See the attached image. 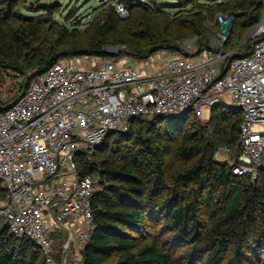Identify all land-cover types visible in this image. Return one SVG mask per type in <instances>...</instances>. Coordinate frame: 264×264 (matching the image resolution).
Returning <instances> with one entry per match:
<instances>
[{
	"label": "built area",
	"instance_id": "built-area-1",
	"mask_svg": "<svg viewBox=\"0 0 264 264\" xmlns=\"http://www.w3.org/2000/svg\"><path fill=\"white\" fill-rule=\"evenodd\" d=\"M114 7L120 18L130 17L123 1ZM218 19L223 32L213 49L194 43L146 59L60 61L0 112V221L16 239L31 240L46 264H84L95 233L96 177L83 176L80 161L92 159L111 131L129 134L133 118L190 109L202 121L206 112L211 120L215 106L236 108L243 114L241 149L231 167L237 176H257L264 165V19L253 32L258 41L241 57L224 51L231 30L227 17ZM224 92L230 106L218 99Z\"/></svg>",
	"mask_w": 264,
	"mask_h": 264
},
{
	"label": "trees",
	"instance_id": "trees-1",
	"mask_svg": "<svg viewBox=\"0 0 264 264\" xmlns=\"http://www.w3.org/2000/svg\"><path fill=\"white\" fill-rule=\"evenodd\" d=\"M121 1L130 12L136 8L132 0ZM19 3L0 0V74L8 69L22 75L24 69L32 70L28 85L53 64L69 57L114 56L105 50L106 34L116 31L123 21L114 6L104 17L103 32L95 33L88 46L77 45L68 52L44 56L42 51L26 45L32 38L27 33L37 30L41 23L24 17L18 11ZM234 9L244 13L242 30L233 47H229L230 36L224 51L235 50V56L241 57L258 41L240 46L245 31L262 21L264 0H235ZM45 10L49 9L38 12ZM22 24L30 27L27 32L15 28ZM209 39L207 45L196 42L198 50L213 49ZM241 47L243 53L239 52ZM180 49L171 43H155L150 48H135L131 56L146 59L159 50ZM9 106L0 105V112ZM242 119V112L236 108L215 106L209 125L189 112L153 120L133 118L127 135L111 131L92 159L80 161L81 174L96 177L92 201L95 233L84 251V264H179L167 248L169 241L151 234L153 222L160 221L173 233L174 240L190 244L193 256L199 258L193 264H249L248 247L255 253L257 264H264V165L252 180L250 174L236 176L229 164L217 163L213 158L218 142L231 144L229 136L238 139L236 151L240 152ZM229 122L232 125L228 129L225 126ZM210 126L215 130L211 137L207 134ZM169 157L194 160L191 168L178 175L171 190L166 186ZM204 207L208 209L207 224L201 220ZM0 264L46 263L31 240L16 239L0 221Z\"/></svg>",
	"mask_w": 264,
	"mask_h": 264
},
{
	"label": "rangeland",
	"instance_id": "rangeland-1",
	"mask_svg": "<svg viewBox=\"0 0 264 264\" xmlns=\"http://www.w3.org/2000/svg\"><path fill=\"white\" fill-rule=\"evenodd\" d=\"M117 1L20 0L17 6L18 11L26 18H33L35 23H41L37 30L33 29L30 34L27 33L32 38L26 45H30L31 49L42 51L44 56L51 53L68 52L72 48H77V45L80 48L88 46L94 39L95 33L103 32L101 27L104 17ZM234 4L235 0H132V6L136 5V8L131 11L129 18L123 19L116 31L106 34L105 38L108 43L105 50L114 56H131V52L135 48H150L155 43L159 45L171 43L180 48H186L198 41H203V44L207 45V39L210 38L209 44L211 45L220 38V34L223 32V24L218 19L221 15L227 17L229 21L231 30V45L229 44V47H233L239 41L237 35L241 32V25L244 21L242 18L244 13L236 11ZM44 8L49 10L38 12ZM255 27L245 31L240 46L246 44L247 41L253 44ZM15 28L27 32L30 27L22 24V26L15 25ZM193 47L197 46L194 44ZM243 47L240 48V53H243ZM82 59L85 58L69 57L66 62L72 63L82 61ZM79 70L85 72V69ZM32 74L33 71L28 69H24L23 75L11 69L2 71L0 74V105H11L14 99L22 95L27 85V79ZM218 99L228 106L232 104V97L227 92L220 94ZM208 118L209 114L206 112L202 122L209 125L210 119ZM231 125L232 123L229 122L225 127L229 129ZM138 127L139 125L135 127V130ZM225 127H222V131ZM214 132V128L210 126L207 134L211 137ZM235 138L234 136L227 137L232 147L226 145L223 140L218 142V148L213 155L217 163H226L231 167V162L240 153L236 151L238 139ZM226 149H230L229 153ZM93 160L99 161L95 158ZM168 161L166 186L171 190L177 183L178 175L191 168L194 160L186 162L176 157H169ZM251 179L255 180L254 177ZM201 220L206 224L209 221L208 209L205 207L202 210ZM153 226L151 234L161 236L163 241H169L167 248L175 262L193 264L199 260L195 255L193 256L194 250L190 244L173 239V233L166 229L163 221L153 222ZM246 256L249 264L258 263V259L250 247L246 251Z\"/></svg>",
	"mask_w": 264,
	"mask_h": 264
},
{
	"label": "water",
	"instance_id": "water-1",
	"mask_svg": "<svg viewBox=\"0 0 264 264\" xmlns=\"http://www.w3.org/2000/svg\"><path fill=\"white\" fill-rule=\"evenodd\" d=\"M264 19V18H263ZM250 53L246 54V55H249ZM227 72V70L223 73V75H225V73ZM9 108H11V106H9L8 108H6V110H8ZM191 110H187L186 113H189ZM168 117H171V116H168Z\"/></svg>",
	"mask_w": 264,
	"mask_h": 264
}]
</instances>
